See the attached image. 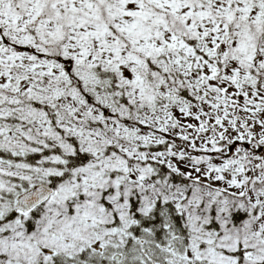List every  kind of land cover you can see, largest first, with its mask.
<instances>
[{
	"label": "snow or ice",
	"instance_id": "1",
	"mask_svg": "<svg viewBox=\"0 0 264 264\" xmlns=\"http://www.w3.org/2000/svg\"><path fill=\"white\" fill-rule=\"evenodd\" d=\"M0 264H264V0H0Z\"/></svg>",
	"mask_w": 264,
	"mask_h": 264
}]
</instances>
